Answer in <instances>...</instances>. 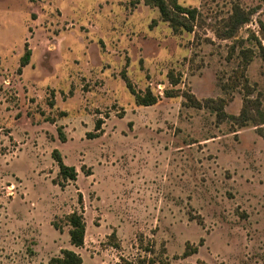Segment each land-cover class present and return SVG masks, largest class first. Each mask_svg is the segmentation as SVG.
Segmentation results:
<instances>
[{"label": "rangeland", "instance_id": "374dc122", "mask_svg": "<svg viewBox=\"0 0 264 264\" xmlns=\"http://www.w3.org/2000/svg\"><path fill=\"white\" fill-rule=\"evenodd\" d=\"M177 1L0 0V264H264V0Z\"/></svg>", "mask_w": 264, "mask_h": 264}, {"label": "trees", "instance_id": "16d2710c", "mask_svg": "<svg viewBox=\"0 0 264 264\" xmlns=\"http://www.w3.org/2000/svg\"><path fill=\"white\" fill-rule=\"evenodd\" d=\"M146 5H152L156 7L164 22H168L174 30H184L189 33L193 31V22L197 19V10L183 7L177 0H143ZM241 15L235 17H240ZM247 20V19H244ZM246 22V21H243ZM242 22V23H243ZM264 27V25H263ZM31 58V51L27 50L21 59V67L29 65ZM264 58V57H263ZM127 88L130 93L135 97V100L139 106H152L158 102V97L153 95L151 91H147L144 95L137 93L132 87L129 80L125 77ZM167 97H172L170 92H166ZM252 101L249 100L248 103ZM255 104V103H254ZM246 114V109L243 111V115ZM263 113H261L262 116ZM263 117V116H262ZM102 121L98 120L95 130L98 131L101 128ZM264 124V122H263ZM256 126V125H255ZM60 139L65 141L64 135L59 133ZM54 161L59 168L60 176L69 181H76L77 171L74 167H69L63 161L62 155L58 150H55L52 154ZM79 204H82L81 199ZM66 225L69 226V239L70 244L74 248H82L85 243L86 237V222L83 215L77 211L68 214L65 217ZM56 230H62L56 223L53 224ZM82 257L76 252L68 249L61 251V256L52 258L49 264H82Z\"/></svg>", "mask_w": 264, "mask_h": 264}, {"label": "crops", "instance_id": "0c3cea01", "mask_svg": "<svg viewBox=\"0 0 264 264\" xmlns=\"http://www.w3.org/2000/svg\"><path fill=\"white\" fill-rule=\"evenodd\" d=\"M86 244V240H85V243H84V245ZM84 247V246H83ZM83 247L82 248H80V249H82L83 250ZM74 248V247H73ZM80 249H77V248H75L74 250H75V252H77L76 250H80ZM70 250H72V249H70ZM78 254V253H77ZM80 255V254H79ZM81 257H82V255H80ZM82 259H83V263L82 264H84V257H82ZM94 264V263H93Z\"/></svg>", "mask_w": 264, "mask_h": 264}]
</instances>
